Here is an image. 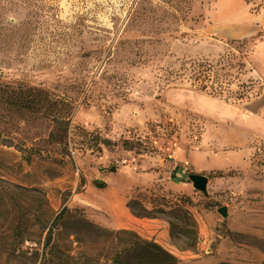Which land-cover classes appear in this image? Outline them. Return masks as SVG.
<instances>
[{"label":"rangeland","instance_id":"1","mask_svg":"<svg viewBox=\"0 0 264 264\" xmlns=\"http://www.w3.org/2000/svg\"><path fill=\"white\" fill-rule=\"evenodd\" d=\"M0 180L48 221L0 264H110L121 231L177 264H264V0H0ZM126 184L148 217L95 223Z\"/></svg>","mask_w":264,"mask_h":264},{"label":"trees","instance_id":"2","mask_svg":"<svg viewBox=\"0 0 264 264\" xmlns=\"http://www.w3.org/2000/svg\"><path fill=\"white\" fill-rule=\"evenodd\" d=\"M53 121L58 122L63 118L60 116H52ZM103 188V185L97 186ZM18 188L13 185H9L0 180V255H4L5 258H9L24 241L28 240L29 231L27 225L29 222H33L39 228H43L47 224V220L42 217L41 208L44 201L41 197H36L32 202L33 209L30 210V204L24 198V194L18 193ZM126 207L130 213L135 217H148V212L137 202L136 200H130L127 202ZM33 211L32 220L28 216V212ZM136 211V212H135ZM67 209L63 207L59 213L54 217L50 228L57 223L64 220ZM186 214H184L185 216ZM191 227L193 224H190ZM171 230L174 229V225L170 224ZM183 236H187L190 239V243L186 244L187 249L192 248L197 239V232L193 226L192 230H181ZM132 238L129 240L128 248L117 251L111 257L110 264H177L176 258L164 251L158 245L151 241H145L136 236L134 233L128 231H121ZM52 235L47 232L43 251L51 245Z\"/></svg>","mask_w":264,"mask_h":264},{"label":"crops","instance_id":"3","mask_svg":"<svg viewBox=\"0 0 264 264\" xmlns=\"http://www.w3.org/2000/svg\"><path fill=\"white\" fill-rule=\"evenodd\" d=\"M219 30L223 35L225 34L228 38L235 37L243 33L245 34L247 32V29H245L244 26L239 24H232L231 27L229 25L223 26ZM125 186H127V184L123 185L120 188L113 187L112 189L110 188V186H108L105 190H103L104 193H109L112 196L110 203L113 204L114 207H112L108 211H105L106 214L103 215L98 212L99 217L93 219L95 223L103 224V226L112 229L136 228L137 222L133 221L131 213L126 207V203L129 198V192L127 190L128 187ZM100 216H102L103 220H101Z\"/></svg>","mask_w":264,"mask_h":264},{"label":"water","instance_id":"4","mask_svg":"<svg viewBox=\"0 0 264 264\" xmlns=\"http://www.w3.org/2000/svg\"><path fill=\"white\" fill-rule=\"evenodd\" d=\"M188 181L191 183L192 188L195 191H198L202 193L203 195L206 194V184L208 179L205 176L198 175V174H190L188 176ZM96 185H102L101 181L96 180L95 181ZM218 214L225 218L226 217V210L224 208H220L217 210Z\"/></svg>","mask_w":264,"mask_h":264}]
</instances>
